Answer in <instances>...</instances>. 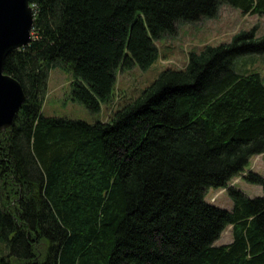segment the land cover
I'll list each match as a JSON object with an SVG mask.
<instances>
[{
    "label": "trees",
    "instance_id": "obj_1",
    "mask_svg": "<svg viewBox=\"0 0 264 264\" xmlns=\"http://www.w3.org/2000/svg\"><path fill=\"white\" fill-rule=\"evenodd\" d=\"M29 2L33 39L4 60L26 98L0 133V264H264V175L244 176L260 196L229 185L264 152V83L236 66L264 34L191 51L105 121L41 112L50 67L72 70L73 97L97 112L117 69L149 67L179 23L222 3L264 16V0ZM209 187L232 207L207 202Z\"/></svg>",
    "mask_w": 264,
    "mask_h": 264
},
{
    "label": "rangeland",
    "instance_id": "obj_2",
    "mask_svg": "<svg viewBox=\"0 0 264 264\" xmlns=\"http://www.w3.org/2000/svg\"><path fill=\"white\" fill-rule=\"evenodd\" d=\"M251 28L256 29V35L264 34V16L243 14L239 8L228 3H222L213 17L179 23L175 34L162 36L155 41L159 49V57L149 67L141 68L133 65L130 68L117 69L113 98L110 102L102 103L97 112L90 111L73 97V71L64 69L60 65L52 66L48 69L41 112L46 116L81 119L89 123L97 120L105 121L114 110L138 95L141 89L152 82L164 68H182L191 51L198 52L208 44L228 42L237 32ZM238 57L237 68H241L242 61H247L248 69L259 72L264 83V53L243 54ZM249 171L264 174V155L251 157L246 168L231 178L229 185L238 187L249 197L260 196L263 194L262 187L251 184L244 178ZM205 200L226 209H230L233 204L226 188L209 187ZM231 239V226H228L214 244L228 243Z\"/></svg>",
    "mask_w": 264,
    "mask_h": 264
},
{
    "label": "water",
    "instance_id": "obj_3",
    "mask_svg": "<svg viewBox=\"0 0 264 264\" xmlns=\"http://www.w3.org/2000/svg\"><path fill=\"white\" fill-rule=\"evenodd\" d=\"M33 21L29 0H0V133L11 128L26 98L21 84L4 71V60L32 41Z\"/></svg>",
    "mask_w": 264,
    "mask_h": 264
},
{
    "label": "crops",
    "instance_id": "obj_4",
    "mask_svg": "<svg viewBox=\"0 0 264 264\" xmlns=\"http://www.w3.org/2000/svg\"><path fill=\"white\" fill-rule=\"evenodd\" d=\"M259 155H264V152L263 153H260ZM262 174V173H261ZM264 175V174H263Z\"/></svg>",
    "mask_w": 264,
    "mask_h": 264
}]
</instances>
